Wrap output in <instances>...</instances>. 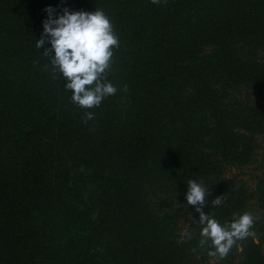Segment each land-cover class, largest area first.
<instances>
[{
    "label": "trees",
    "instance_id": "trees-1",
    "mask_svg": "<svg viewBox=\"0 0 264 264\" xmlns=\"http://www.w3.org/2000/svg\"><path fill=\"white\" fill-rule=\"evenodd\" d=\"M49 8L113 23L100 107L46 67ZM262 139L264 0H0V264H264V151L254 189L232 173ZM189 180L222 225L259 215L256 238L209 257Z\"/></svg>",
    "mask_w": 264,
    "mask_h": 264
},
{
    "label": "clouds",
    "instance_id": "clouds-1",
    "mask_svg": "<svg viewBox=\"0 0 264 264\" xmlns=\"http://www.w3.org/2000/svg\"><path fill=\"white\" fill-rule=\"evenodd\" d=\"M151 3L159 5L161 0H151ZM46 11L49 17L43 23V35L36 43L37 49H45L43 56L50 60L46 67L52 70L54 77L56 73L62 74L67 81L66 90L72 92L73 104L85 110L100 107L104 99L116 95L118 91L107 82L115 62L114 50L120 46L113 23L103 10L87 13L65 9L63 15L56 19L52 18L53 9ZM46 44L51 47L47 48ZM123 91H127V85ZM94 118V112H85V123ZM187 185V204L195 207L202 226L198 243L202 249H212L207 250L209 257L226 259L239 241L256 238L254 226L261 219L259 215L234 213L232 221L222 225L203 211L209 194V187L203 180H189ZM225 200L227 197H217L212 206H220ZM184 238L191 240L193 235L186 233Z\"/></svg>",
    "mask_w": 264,
    "mask_h": 264
},
{
    "label": "rangeland",
    "instance_id": "rangeland-1",
    "mask_svg": "<svg viewBox=\"0 0 264 264\" xmlns=\"http://www.w3.org/2000/svg\"><path fill=\"white\" fill-rule=\"evenodd\" d=\"M261 146L262 149H264V139L261 140ZM259 150L257 152L255 161L238 171H233L232 173L237 175L238 179L241 181L242 184H244L246 187L249 189H254L256 185V179L260 175L261 169H260V164H261V156L264 150Z\"/></svg>",
    "mask_w": 264,
    "mask_h": 264
}]
</instances>
